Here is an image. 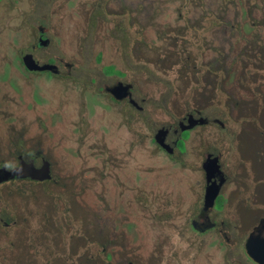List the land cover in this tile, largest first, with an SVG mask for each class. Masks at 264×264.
<instances>
[{"label":"flooded vegetation","instance_id":"af4514ba","mask_svg":"<svg viewBox=\"0 0 264 264\" xmlns=\"http://www.w3.org/2000/svg\"><path fill=\"white\" fill-rule=\"evenodd\" d=\"M69 1L54 0L55 28L33 27L23 48L0 59V170L47 167L41 180H0V232L20 226L1 219L13 208L6 200L34 184L57 195L63 214L84 218L74 222L83 228L73 254L64 239L65 252L52 238L22 241L30 257L36 246L35 264L85 260L97 240L105 247L95 262L128 264V224L145 211L152 176L163 186L150 194L172 197L169 229L177 213H190L183 226L202 235L230 222L240 230L248 214V238L264 220V10L252 0L226 30L224 15L209 20L206 0L200 11L167 0L175 18L159 0H73L66 14ZM241 15L253 21L249 32ZM1 245L18 251L9 238Z\"/></svg>","mask_w":264,"mask_h":264},{"label":"rangeland","instance_id":"374dc122","mask_svg":"<svg viewBox=\"0 0 264 264\" xmlns=\"http://www.w3.org/2000/svg\"><path fill=\"white\" fill-rule=\"evenodd\" d=\"M133 1V0H130ZM162 1L161 13H167L169 17L173 16L174 10L170 9V5L167 0ZM176 0H170V4H173ZM180 0H177V3ZM183 1V0H181ZM180 1V2H181ZM200 0H187L186 4H191L195 11H200L198 2ZM208 3V12L210 14V21L216 23L218 14L224 15V19L227 20L226 30L238 28L236 22L233 20L237 14H242L249 10L252 0H206ZM257 7L255 10H264V0H255ZM54 0H0V59L9 60L11 57V50L9 47L14 46L15 50L18 51L32 39L31 29L38 25L50 29L55 28L56 21L52 20L50 16L52 12V5ZM65 3V2H64ZM187 5L188 12L192 9ZM248 5V6H247ZM185 6V4L183 5ZM186 7V6H185ZM184 7V8H185ZM75 8L73 0H70L66 4V14H69L70 10ZM156 12H159L156 6ZM59 12V10H56ZM242 16V15H241ZM251 21L249 17L243 15L240 19L241 28L246 32H249L251 27ZM71 20L65 19L64 29L71 26ZM234 25V26H233ZM228 32H225L227 37ZM69 41V40H68ZM67 41V42H68ZM65 43L69 45L70 43ZM54 51V52H53ZM55 53L54 48L48 49V54L52 55ZM132 62L129 61V66ZM239 91L238 89H236ZM236 91V92H237ZM216 106L210 107V112L216 114ZM152 176H146L145 178V191L144 204L146 205L145 211L131 213V221L128 224V243L127 252L129 254L128 264H253L251 259L245 252V241L249 231V227L252 218H248V214L244 219L246 223L241 226L238 230L236 223L230 222L225 224L223 233L227 234L228 239L225 238L222 231L220 233H214L212 231L206 232L203 235L196 231H189L185 229L184 220H186L190 213H177L176 223L177 226H172L171 229L165 224L168 220V214L165 210L169 211L172 205L169 201H172L168 197L159 195L157 193L154 197L150 194L151 189L161 188V181L151 180ZM131 184V182H130ZM160 186V187H159ZM32 192L27 196L17 195L10 199H7L5 206L10 205V211H6L5 215L1 217L6 222L12 221V217L17 220L20 224L19 228L11 229L8 233L0 232V240L9 238L11 241L16 243L14 246H18V251H12L5 248L6 245H1L0 256H6L5 264H35L34 259L38 257L36 246H30L32 253L35 256L30 257L27 250L24 248L22 241L33 239L34 237H45L46 241L48 238H52L53 249H57L60 252H65L67 247V253L73 254L79 247L81 242L76 239L80 235L81 228L78 227L79 223H74L78 214L75 212L70 213V218L67 213L60 211L59 201L57 195L54 197L48 195L41 186H32ZM161 191V190H160ZM45 192V193H44ZM133 192H135L133 190ZM178 193V191H177ZM178 197V195L176 196ZM87 198V197H86ZM89 199V198H87ZM176 199V198H175ZM77 200V199H76ZM76 200L73 201L76 204ZM14 201V203H13ZM134 203L136 200L132 199ZM72 202V203H73ZM14 204V205H12ZM3 205V202H2ZM3 205V206H4ZM4 206V207H5ZM72 209V208H71ZM136 210V208H134ZM143 215V225L137 221L138 217ZM245 215V213H244ZM10 216V217H9ZM12 218V219H11ZM84 218H79L78 221H82ZM216 220H220L216 217ZM73 221V223H71ZM66 224L61 228V225ZM81 225L84 226L83 223ZM138 226L139 235H137ZM143 227V231L142 228ZM85 231V229H84ZM97 236H100L97 234ZM167 236V237H166ZM169 236V237H168ZM164 237V238H162ZM56 238V239H55ZM203 238V240L201 239ZM64 239L67 243L65 248H62L60 241ZM30 243V241H29ZM33 243V242H32ZM105 247L99 240L96 241L95 245L86 246L91 248V255L85 260L78 259L76 262L65 260V264H105L102 260L95 262L94 258L98 257L97 252H102ZM163 252V258L158 260L157 250ZM30 251V250H29ZM78 253H84L80 250ZM95 254V255H94ZM94 260V262H93ZM113 264H125V262L118 261Z\"/></svg>","mask_w":264,"mask_h":264},{"label":"water","instance_id":"95a60500","mask_svg":"<svg viewBox=\"0 0 264 264\" xmlns=\"http://www.w3.org/2000/svg\"><path fill=\"white\" fill-rule=\"evenodd\" d=\"M28 61V58H25ZM3 178L0 180H9L12 178L31 177L35 180H41L47 176V167H36L32 163L21 162L20 166L12 171L0 170ZM245 249L248 256L257 264H264V220L253 229L245 243Z\"/></svg>","mask_w":264,"mask_h":264}]
</instances>
